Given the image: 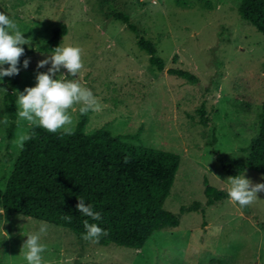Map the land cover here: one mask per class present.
<instances>
[{
	"label": "rangeland",
	"instance_id": "374dc122",
	"mask_svg": "<svg viewBox=\"0 0 264 264\" xmlns=\"http://www.w3.org/2000/svg\"><path fill=\"white\" fill-rule=\"evenodd\" d=\"M240 3L119 0L118 7L156 44L165 62L160 70L151 66L148 52L126 23L104 16L99 0H0V11L20 26L25 39L31 37V46L24 49L47 40L59 21L68 23L61 44L83 48L84 68L76 77L61 68L54 78H79L101 103L100 111L89 112L85 131L104 127L113 134H138L132 140L179 153L180 168L165 207L176 213L182 205L195 207L181 214L178 226L161 229L141 248L85 240L71 229L46 223L41 242L47 246L42 254L47 264H264V191L245 207L229 197L207 204L204 193L205 177L228 191L232 176L218 154L245 160L259 130L264 33L241 17ZM51 54L39 51L26 58L30 63L20 68L17 95L36 86L37 74L51 67L38 69L37 64ZM169 68L188 70L199 83ZM8 82V76L0 78L1 186L32 126L18 118L8 140L10 118L3 103ZM81 106L69 110L74 128ZM243 175L253 184L264 183V173L257 170L247 168ZM201 206L206 207L204 215ZM41 223L0 209V264H27L22 247Z\"/></svg>",
	"mask_w": 264,
	"mask_h": 264
},
{
	"label": "trees",
	"instance_id": "16d2710c",
	"mask_svg": "<svg viewBox=\"0 0 264 264\" xmlns=\"http://www.w3.org/2000/svg\"><path fill=\"white\" fill-rule=\"evenodd\" d=\"M119 0H99L106 18L127 24L136 33L138 44L149 54L151 66L162 70L164 59L156 44L141 34L131 15L118 7ZM241 17L264 33V0H241ZM68 23L59 21L51 36L39 45L26 48L23 61L39 51L49 52L61 45V37L68 32ZM169 72L199 83V78L182 68ZM20 85L18 75L9 77L3 103L10 118L7 138L11 141L18 127L16 100ZM90 112V111H89ZM89 112L81 115L73 135L49 133L31 126L16 157L4 186L0 185V209L26 219L71 229L81 235L86 230L83 221L97 223L108 232L98 242L129 248H141L154 234L166 227L178 226L181 214L195 208L182 205L179 213L165 207L180 168L179 153L134 141L138 134H113L104 127L86 132ZM201 112L204 113L203 108ZM216 140V139H214ZM222 168L232 177L251 168L264 173V102L259 130L251 143L245 160L231 153L218 154ZM204 193L207 204L221 202L227 190L211 184L205 177ZM78 198L94 206L101 213L100 221H93L77 209ZM199 205V204H198ZM197 206V205H196ZM203 215L206 207L201 206ZM70 215L71 221L63 217Z\"/></svg>",
	"mask_w": 264,
	"mask_h": 264
},
{
	"label": "clouds",
	"instance_id": "9594fccd",
	"mask_svg": "<svg viewBox=\"0 0 264 264\" xmlns=\"http://www.w3.org/2000/svg\"><path fill=\"white\" fill-rule=\"evenodd\" d=\"M26 44L31 46V37L25 39L20 26L10 19L8 14L0 11V78L19 74L20 57L25 52L22 46ZM83 52L80 46H65L62 43L47 59L38 62V69L49 64L51 67L46 73L37 74L36 86L27 87L23 93H18L16 105L19 119L26 120L30 125L43 128L49 133L60 132L62 135H73L74 124L70 109L74 110L75 105H82L79 108L81 115L102 109L98 98L90 88L80 83L79 78L68 79L64 74L54 78L61 68L66 69L67 73L73 77L77 74L79 76L81 69L84 68ZM29 63V59H25L23 67L26 69ZM4 65L9 67L5 68ZM3 90L6 92L5 89ZM4 123H7L6 117ZM23 139L27 140L31 137L26 136ZM227 181L230 185L228 197L238 202L241 207L255 202L258 199L257 193L264 191V183L253 184L244 175L229 177ZM77 209L93 221L102 219L101 213L94 211V206L86 203L83 198H78ZM63 218L69 222L72 219L70 215ZM83 224L86 230L83 235L85 240L98 242L102 236L108 235V232L97 223H90L85 219ZM47 231L48 225L42 222L38 232L27 235V241L21 251L27 264H47L42 255L47 246L41 242L42 236L46 235Z\"/></svg>",
	"mask_w": 264,
	"mask_h": 264
}]
</instances>
